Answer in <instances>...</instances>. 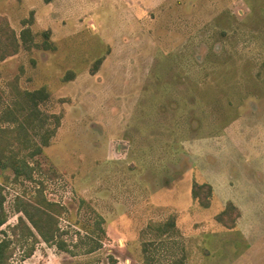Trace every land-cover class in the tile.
<instances>
[{
	"label": "rangeland",
	"instance_id": "rangeland-1",
	"mask_svg": "<svg viewBox=\"0 0 264 264\" xmlns=\"http://www.w3.org/2000/svg\"><path fill=\"white\" fill-rule=\"evenodd\" d=\"M0 16L54 46L0 61V114L44 87L59 116L30 178L0 170L2 264H264V0H0ZM22 208L52 217L49 241Z\"/></svg>",
	"mask_w": 264,
	"mask_h": 264
},
{
	"label": "trees",
	"instance_id": "trees-1",
	"mask_svg": "<svg viewBox=\"0 0 264 264\" xmlns=\"http://www.w3.org/2000/svg\"><path fill=\"white\" fill-rule=\"evenodd\" d=\"M43 1L48 3L51 0ZM49 36L50 31L44 30L42 31V41L36 42L33 40V34L28 26L22 27L19 34L16 35L5 17L0 16V61L16 53L19 47L29 49L35 46L42 49H53L54 46L49 40ZM95 63L97 65L98 60ZM14 94L16 96L14 105L5 106L0 114V124L10 123L5 126L0 125V170L9 168L14 177L30 178L32 164L38 162L34 156L42 152V147L48 144L49 137L52 135L55 126L58 125L59 116L53 113H43L38 108L39 104L44 103L49 98V93L44 87L33 90L17 89ZM50 117L54 120L53 127L48 126ZM11 131L14 132L12 135L10 134ZM20 152L23 153L20 155ZM2 203L3 197L0 193V224L4 222ZM21 210L42 238L49 241L54 233L49 229L52 217L37 208H35L33 215L26 208ZM2 246L3 244L0 243V264L3 262L4 255V246ZM175 264H183V262L178 259L175 260Z\"/></svg>",
	"mask_w": 264,
	"mask_h": 264
}]
</instances>
